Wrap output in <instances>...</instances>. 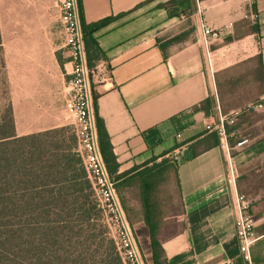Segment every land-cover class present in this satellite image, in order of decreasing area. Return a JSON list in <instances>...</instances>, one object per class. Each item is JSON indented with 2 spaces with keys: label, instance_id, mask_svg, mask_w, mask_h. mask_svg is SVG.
Returning a JSON list of instances; mask_svg holds the SVG:
<instances>
[{
  "label": "crops",
  "instance_id": "obj_1",
  "mask_svg": "<svg viewBox=\"0 0 264 264\" xmlns=\"http://www.w3.org/2000/svg\"><path fill=\"white\" fill-rule=\"evenodd\" d=\"M77 1L85 23L113 17L93 33L104 58L92 61L91 84L123 174L117 195L144 263L152 264L153 231L166 264H239L236 193L259 205L252 256L264 263V134L230 150L237 170L230 182L225 148L206 128L218 110L240 111L258 93L246 97L228 84L244 65L225 37L247 28L237 23H257L264 65V0H208L202 8L196 0L191 14L179 16H170L169 0ZM56 17L40 14L39 0H0L1 96L18 136L67 124L69 65ZM200 21L220 33L207 45ZM206 98L208 114L200 105ZM235 141L228 139L230 147Z\"/></svg>",
  "mask_w": 264,
  "mask_h": 264
},
{
  "label": "trees",
  "instance_id": "obj_2",
  "mask_svg": "<svg viewBox=\"0 0 264 264\" xmlns=\"http://www.w3.org/2000/svg\"><path fill=\"white\" fill-rule=\"evenodd\" d=\"M195 1L169 0L168 5L173 8L170 16L191 14ZM207 1L198 0V4L202 8ZM78 6L86 61L92 68V61L104 58L93 33L113 17L85 23L79 3ZM235 25L247 28L241 31L236 27L225 41L232 47V57L244 66L242 73L229 79L228 84L233 87L235 81L242 86L257 83L261 89L258 99L245 105L237 114L238 122L227 126V130L240 125L247 112L256 110L249 108L251 103L264 104L259 26L249 22ZM91 90L99 149L110 178L116 181L123 174L118 173L116 155L97 112L99 93L92 84ZM242 94L252 96L249 90ZM230 96L237 102L242 95ZM200 105L208 114L210 99ZM5 111L0 112V264H123L102 222L93 187L76 151L72 127L18 136L11 108ZM150 244L152 264H166L153 231Z\"/></svg>",
  "mask_w": 264,
  "mask_h": 264
},
{
  "label": "built area",
  "instance_id": "obj_3",
  "mask_svg": "<svg viewBox=\"0 0 264 264\" xmlns=\"http://www.w3.org/2000/svg\"><path fill=\"white\" fill-rule=\"evenodd\" d=\"M59 17L65 33V48L67 64L64 68L65 106L72 117L71 126L76 140V151L79 154L86 175L91 182L97 206L101 212L108 235L123 264H145L133 236L131 227L126 219L123 207L117 195L115 181L110 178L103 161L94 122L91 76L93 69L86 61L84 41L80 24L79 6L77 0H59ZM248 16L245 15V18ZM255 15L251 14L250 19ZM200 37L205 45L211 37H218L219 31L209 28L203 21L199 22ZM264 98L262 97L261 100ZM262 102L251 103L249 108L258 109ZM239 111L223 114L218 110L217 121L206 125L207 129L215 130L225 148L228 179L234 182L236 166L230 150L242 149L250 140L247 137L238 139L230 147L228 139L231 131L227 126L234 123ZM180 135L177 134V137ZM176 156H174V159ZM248 199L236 193L235 226L237 230L239 264H264L256 262L252 257L253 243L258 239L254 234V219L248 214ZM223 264H236L228 259Z\"/></svg>",
  "mask_w": 264,
  "mask_h": 264
},
{
  "label": "rangeland",
  "instance_id": "obj_4",
  "mask_svg": "<svg viewBox=\"0 0 264 264\" xmlns=\"http://www.w3.org/2000/svg\"><path fill=\"white\" fill-rule=\"evenodd\" d=\"M39 9H40V14H42L43 9H46V10H48V12L51 13L52 16L56 15L57 20H54V21H58V17H59L58 15L60 12L59 11V9H60L59 8V0H39ZM236 71H238L237 73L239 74L240 72L242 73L243 70L237 69ZM2 76L3 75L1 74V71H0V101H1L0 102V112L4 113V112H6L5 110L7 107H6L5 98L4 97L2 98V96H1ZM238 84H239V82L235 81L233 87H235ZM239 86H240V88H243V91L249 90L250 95H252L251 97H253L254 94L261 89V85L257 84V83L247 85V86H242V84H239ZM64 92H65V86H64ZM252 92H253V94H252ZM65 95H64V99H63L64 106H65V98H66ZM257 99H258L257 96L253 97L251 102H255ZM65 108H66V106H65ZM247 115H248L247 118L244 119L243 121H241L240 125L235 126L234 128H231L229 130L233 133L230 135L229 138H232V139L237 141L240 138L247 137L250 141H253V140L258 139L261 135L264 134V104L260 108L254 110L251 113H250V111H249V113L247 112ZM63 117L67 123L63 126H68L71 128L72 127L71 126L72 117L70 116V114L67 115L65 113V109H64V116ZM237 120H238V118L236 116L234 123L232 125H234L236 122H238ZM248 201H249L248 202V204H249L248 214L251 215L253 219H255V215L258 211L257 206H259V205H256V204L254 205L253 199H250V200L248 199ZM101 219H102L103 224L105 225V222L103 220L102 215H101ZM253 230H254L255 236L258 237L257 233L255 232V220H254ZM256 241L253 243V245L256 243ZM251 252H252V249H251Z\"/></svg>",
  "mask_w": 264,
  "mask_h": 264
}]
</instances>
